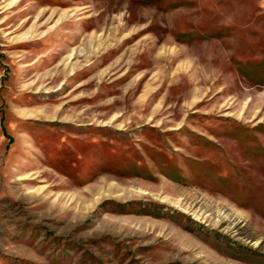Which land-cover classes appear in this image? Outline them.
<instances>
[{
  "label": "rangeland",
  "instance_id": "obj_1",
  "mask_svg": "<svg viewBox=\"0 0 264 264\" xmlns=\"http://www.w3.org/2000/svg\"><path fill=\"white\" fill-rule=\"evenodd\" d=\"M0 264H264V0H0Z\"/></svg>",
  "mask_w": 264,
  "mask_h": 264
}]
</instances>
